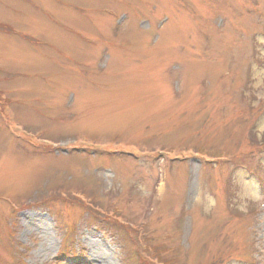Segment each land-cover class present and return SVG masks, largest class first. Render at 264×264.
I'll use <instances>...</instances> for the list:
<instances>
[{"label": "rangeland", "instance_id": "374dc122", "mask_svg": "<svg viewBox=\"0 0 264 264\" xmlns=\"http://www.w3.org/2000/svg\"><path fill=\"white\" fill-rule=\"evenodd\" d=\"M149 256L264 264V0H0V264Z\"/></svg>", "mask_w": 264, "mask_h": 264}, {"label": "trees", "instance_id": "16d2710c", "mask_svg": "<svg viewBox=\"0 0 264 264\" xmlns=\"http://www.w3.org/2000/svg\"><path fill=\"white\" fill-rule=\"evenodd\" d=\"M78 199H80V198H78ZM81 201V200H80ZM127 226H129V225H127ZM130 227V226H129ZM132 228V227H131ZM138 241H139V239H138ZM140 243V242H139ZM148 259V261H149V263H151V264H165V263H163V262H160V261H158L157 259H155V258H151L150 256L149 257H147Z\"/></svg>", "mask_w": 264, "mask_h": 264}]
</instances>
